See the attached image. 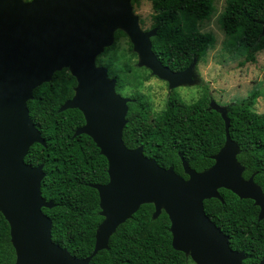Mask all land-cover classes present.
<instances>
[{"label": "water", "instance_id": "obj_1", "mask_svg": "<svg viewBox=\"0 0 264 264\" xmlns=\"http://www.w3.org/2000/svg\"><path fill=\"white\" fill-rule=\"evenodd\" d=\"M132 0H0V211L9 223L14 264H89L108 248L110 236L144 203L154 204L153 217L164 210L170 220L172 246L196 264H244L243 251L232 249L226 235L205 213L204 200L218 198L225 188L252 199L264 217V194L253 176L244 179L237 161L238 144L229 135L226 107L216 106L225 121V142L213 164L196 171L181 158L183 177L172 166H160L142 147L128 148L122 139L130 98L118 93L107 68L96 57L123 30L140 64L177 87L191 82L194 63L173 71L154 54L142 31ZM264 34V24L262 27ZM67 67L76 78L73 96L59 111L76 108L85 122L74 132L92 138L107 160L108 181L93 184L102 222L90 255L78 258L51 238V219L42 211L54 206L41 194L42 165L24 161L34 143L44 138L29 116L32 91ZM264 264V257L257 263Z\"/></svg>", "mask_w": 264, "mask_h": 264}, {"label": "trees", "instance_id": "obj_2", "mask_svg": "<svg viewBox=\"0 0 264 264\" xmlns=\"http://www.w3.org/2000/svg\"><path fill=\"white\" fill-rule=\"evenodd\" d=\"M140 0H132L133 6ZM153 13L150 38L157 58L173 71L185 69L198 61L212 45L211 34L197 29V22L210 18L214 11L211 0H150ZM227 35L237 34L245 46L243 62H254L257 52L264 49V0H226L218 17ZM183 24V26H182ZM115 40L124 35L114 32ZM115 43L104 49V54ZM131 47V45H130ZM108 75L116 79L115 89L136 88L140 81L135 75H121L106 65ZM76 78L67 67L53 73L50 81L33 89L27 101L29 116L40 131L45 144L34 143L24 161L32 166L42 165L45 173L41 194L52 201L51 208L42 211L51 219V238L73 256L83 258L92 252L96 229L103 220L99 196L93 184L108 181L107 160L92 138L86 134L73 135L85 122L76 108L59 111V107L74 94ZM164 109L154 117L148 101L139 91L132 94L136 101L128 102L127 123L122 139L128 148L142 146L143 153L163 167L173 165L183 173L180 158L172 145L168 149L166 135L172 132L169 121L183 108L174 91L169 93ZM259 93L252 91L240 101L226 105L229 135L239 147L237 161L242 165V177L253 176L264 194V113H258L255 102ZM209 97L197 105L191 135L201 147L216 152L225 139L224 122L220 114L209 108ZM218 198L205 199L208 217L229 236L232 249L243 251L244 264H257L264 257V217L259 219V207L252 199L239 198L228 189L220 188ZM154 204H141L138 210L121 223L108 241V248L94 255L89 264H185L189 259L172 246L170 220L164 210L153 217ZM15 250L9 234V223L0 211V264H14Z\"/></svg>", "mask_w": 264, "mask_h": 264}, {"label": "rangeland", "instance_id": "obj_3", "mask_svg": "<svg viewBox=\"0 0 264 264\" xmlns=\"http://www.w3.org/2000/svg\"><path fill=\"white\" fill-rule=\"evenodd\" d=\"M140 1V5H132V10L134 14L138 15L141 30L148 31L153 22L151 18L153 10L150 0ZM225 1L211 0L214 7L212 15L209 19L196 24L199 31L211 34L213 43L194 63L191 82L177 87H169L166 80L159 78L149 68L140 64L139 56L134 50L129 36L121 29L124 35L117 40H115L114 35L113 43L115 46L108 53L104 54L103 51L95 60L97 66H105L108 62L112 63L113 70L118 74L135 75L140 81L139 85L136 88L126 85L121 94L130 98L131 102L136 101L132 94L136 91L141 92L143 97L145 95V100L148 101L150 115L152 114L154 117L164 109L170 91L176 93L184 106L169 121V125L173 129L166 135L164 145L168 149H171L173 145L176 155L180 158L181 166V158H184L189 166L196 171L208 169L214 162L213 156L223 147L225 142L224 139L220 148L213 152L210 146L206 148L199 146L191 135L190 129L193 126L195 116L199 113L197 105L204 96L209 97V108L220 114L224 122V134V118L217 109L213 108L212 104L226 107L229 103L240 101L252 91L257 90L259 96L256 99L254 109L258 113H264V49L257 52L254 62H243L246 53L243 42L237 34H225L218 22ZM108 77L110 76L108 75ZM170 166L173 167V165ZM188 257L189 259L185 264H196L190 256Z\"/></svg>", "mask_w": 264, "mask_h": 264}, {"label": "flooded vegetation", "instance_id": "obj_4", "mask_svg": "<svg viewBox=\"0 0 264 264\" xmlns=\"http://www.w3.org/2000/svg\"><path fill=\"white\" fill-rule=\"evenodd\" d=\"M171 92V91H170Z\"/></svg>", "mask_w": 264, "mask_h": 264}]
</instances>
